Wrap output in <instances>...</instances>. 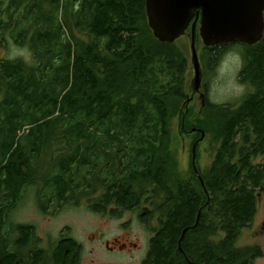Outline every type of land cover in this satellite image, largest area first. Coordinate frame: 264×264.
Returning <instances> with one entry per match:
<instances>
[{"label":"trees","instance_id":"16d2710c","mask_svg":"<svg viewBox=\"0 0 264 264\" xmlns=\"http://www.w3.org/2000/svg\"><path fill=\"white\" fill-rule=\"evenodd\" d=\"M44 2L50 10L33 0L15 36L30 46L37 63L4 60L0 74L3 264H81L83 247L70 236V227L49 256L33 246L35 225L9 221L40 176L43 168L36 164L47 140L54 167L46 187L59 203L90 192L97 178L110 185L90 202L92 211L121 217L141 210L140 219L152 232L143 264H229L231 245L256 219L258 196L264 193V38L254 45L204 46L210 72L227 51L238 48L245 61L240 81L253 90L237 108L209 103L204 109L212 111L209 121H195L186 103L189 61L177 42L155 36L147 0ZM10 3L3 13L7 19L0 20V43L8 27L21 22L15 19L22 11L19 3ZM62 13L89 42L66 37L71 27ZM33 15L37 26L31 34L26 23ZM177 117L180 135L213 131L220 144L211 168L198 167L197 173L192 165V176L184 180L176 175L172 154Z\"/></svg>","mask_w":264,"mask_h":264},{"label":"rangeland","instance_id":"374dc122","mask_svg":"<svg viewBox=\"0 0 264 264\" xmlns=\"http://www.w3.org/2000/svg\"><path fill=\"white\" fill-rule=\"evenodd\" d=\"M11 0H0V11L3 14ZM21 12L15 13V19L20 22L21 18L27 14L32 6L33 0H17ZM45 10H50L43 0H36ZM23 7V8H22ZM51 17L55 13H50ZM37 15L35 16V18ZM71 28L66 27V37L78 42H89L87 35H83L75 30L71 16L61 14ZM65 17V18H64ZM6 20V15H0V20ZM29 24V25H28ZM0 23V28H1ZM23 26V22L12 24L2 37L0 43V55L3 59L0 62V74L2 71V63L4 60H23L27 65L31 66L37 63L34 52L28 44L22 45L17 42L16 35L19 27ZM26 26L31 30V34L36 30L37 24L34 15L27 21ZM17 28V29H16ZM192 28L190 25L189 29ZM200 24L198 27V31ZM1 33V31H0ZM191 34L186 33L178 43L182 54L188 59V69L185 74L186 91L188 90V98L193 97L190 103H187L190 119L195 121L207 122L212 117V111L204 110L206 107L202 104L200 95L194 92L193 79L195 76V68L193 64ZM202 38L198 39V50L202 68L204 71L203 86L207 89L210 103L227 106L232 104L234 108L240 105L243 99L250 93L253 88L240 81V72L244 66V57L238 49L227 51L220 59L214 70H209L208 53L204 48ZM23 47V48H22ZM190 87V88H189ZM203 89V88H202ZM3 96L0 95V102ZM236 105V106H235ZM190 106V107H189ZM186 107V104L184 108ZM189 107V108H188ZM180 117L174 119L173 127V143L172 154L177 162L176 175L181 179H189L192 176V165L194 162L193 149L197 142V165L201 172L208 171L215 161L220 144L216 142L213 131L205 135V138L197 133L180 135ZM197 130V128H195ZM190 130H188L189 132ZM201 140V141H200ZM196 141V142H195ZM51 140L46 141L43 149V155L36 164L40 170V176L36 183L26 188L24 196L19 206L9 214V221L13 223H29L36 226L37 236L33 242L36 245L52 254L53 249L63 238V234H67V227H70V236L75 238L83 247L81 264H143L150 249V241L152 232L148 230L140 219L141 210L125 211L121 217H114L110 213H95L89 208V204L96 202L101 197L109 181L94 179L90 192H82L76 197L71 198L67 203H59L52 189L46 187V179L49 170H53L54 164L51 152L53 146ZM192 164V165H191ZM180 173V174H179ZM108 173L102 175L103 179L108 178ZM91 184V183H90ZM86 196V197H85ZM26 199H25V198ZM259 204V211L253 226L245 228L237 241L238 246H247L248 244H260L264 247V197ZM149 205V204H148ZM65 206V207H64ZM150 209H153L150 206ZM89 208V209H88ZM20 210V211H19ZM131 242L129 248H118L111 250L108 248V242L117 241ZM257 264H264V258L260 259Z\"/></svg>","mask_w":264,"mask_h":264},{"label":"water","instance_id":"95a60500","mask_svg":"<svg viewBox=\"0 0 264 264\" xmlns=\"http://www.w3.org/2000/svg\"><path fill=\"white\" fill-rule=\"evenodd\" d=\"M194 11H198L195 20ZM147 13L155 36L163 42H177L178 44L186 33L191 34L195 93L201 92L204 77L198 50L199 36L207 47L235 42L254 45L264 38V0H147ZM190 25H192L191 29H189ZM1 60L0 55V62ZM192 99L193 97L189 98L187 103H190ZM203 105H206L205 99ZM205 135V131L202 130L201 139L205 138ZM198 144L199 142L193 149V165L197 173L199 172L197 165ZM200 179L205 187L202 176ZM201 213L202 209L199 212L197 223ZM188 230L189 228L184 230L180 246H182V240ZM117 242L120 243V241ZM109 245L110 242H108ZM124 247L127 245L120 248ZM0 264H3L1 254ZM16 264L30 263L18 261Z\"/></svg>","mask_w":264,"mask_h":264},{"label":"flooded vegetation","instance_id":"af4514ba","mask_svg":"<svg viewBox=\"0 0 264 264\" xmlns=\"http://www.w3.org/2000/svg\"><path fill=\"white\" fill-rule=\"evenodd\" d=\"M202 88L203 89H201V92H197V95H200V97L202 98V104L204 103V99H205L206 105H208L210 101H209V95H208L207 89L204 88V86ZM106 173H108V171ZM90 175L91 173H88L89 177ZM261 196L264 197V193H260V195L258 196L259 204L262 202ZM253 224L254 222L247 228L253 226ZM263 229H264V226H263ZM263 233H264V230H263ZM118 241H120L119 244L115 243V241L110 242L109 246L107 244L108 248L111 250H115V249L120 248L121 246L127 245V247H124L127 249L131 245V242H123L119 239ZM229 254H230L229 264H257V262L260 259L264 258V247L261 246L260 244H248L247 246H244V245L238 246L237 242H234L231 245Z\"/></svg>","mask_w":264,"mask_h":264},{"label":"bare ground","instance_id":"6f19581e","mask_svg":"<svg viewBox=\"0 0 264 264\" xmlns=\"http://www.w3.org/2000/svg\"><path fill=\"white\" fill-rule=\"evenodd\" d=\"M46 4V3H45ZM21 7V6H20ZM23 8V7H22ZM17 29V28H16ZM23 48V47H22ZM198 129V128H197ZM201 129V128H200ZM195 132V131H194ZM25 141V140H24ZM129 142V141H128ZM196 142V141H195ZM132 144V143H131ZM109 145V144H108ZM101 149V148H100ZM31 151V150H30ZM164 152V151H163ZM117 153V152H116ZM115 153V154H116ZM140 153V152H139ZM89 154H90V152H89ZM109 154V153H108ZM107 154V155H108ZM114 154V155H115ZM93 157V156H92ZM110 160V159H109ZM115 162V161H114ZM116 163V162H115ZM116 165V164H115ZM144 165V164H143ZM192 165V164H191ZM32 166H34V165H32ZM171 167V166H170ZM172 167H173V165H172ZM170 170V169H169ZM169 170H168V172H169ZM166 171V170H165ZM180 174V173H179ZM102 176V175H101ZM134 178V177H133ZM173 178V177H172ZM107 179V178H106ZM127 179V178H126ZM197 179V178H196ZM191 180V179H190ZM141 181V180H140ZM195 181V180H194ZM150 182V181H149ZM188 182V181H187ZM196 182V181H195ZM28 183V182H27ZM137 184V183H136ZM140 184V183H139ZM156 184V183H155ZM90 185V184H89ZM135 185V184H134ZM172 185V184H171ZM137 186V185H136ZM174 190V189H173ZM177 190V189H176ZM73 196V195H72ZM70 197V196H69ZM86 197V196H85ZM25 198V197H24ZM26 199V198H25ZM158 199V198H157ZM216 201V200H215ZM16 203V202H15ZM65 207V206H64ZM110 207V206H109ZM153 207V206H152ZM89 209V208H88ZM20 211V210H19ZM216 213V212H215ZM199 214V213H198ZM124 215V214H123ZM158 216V215H157ZM11 221V220H10ZM15 230V229H14ZM19 230V229H18ZM67 239V238H66ZM149 250V249H148ZM49 254V253H48ZM199 254V253H198ZM200 255H201V253H200ZM199 260V259H198ZM49 262V261H48Z\"/></svg>","mask_w":264,"mask_h":264}]
</instances>
